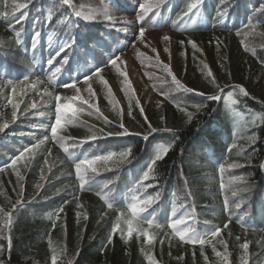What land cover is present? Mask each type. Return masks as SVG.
Listing matches in <instances>:
<instances>
[{"label": "trees", "instance_id": "trees-1", "mask_svg": "<svg viewBox=\"0 0 264 264\" xmlns=\"http://www.w3.org/2000/svg\"><path fill=\"white\" fill-rule=\"evenodd\" d=\"M99 2L72 0L64 5L63 0H0V41L3 42L0 43V82L5 78L21 81L29 77L24 93L18 88L13 97L19 104L15 122L11 119L13 109L7 103L10 90L5 88V94H0V123L9 124L0 132V168H4L0 172V208L12 212L10 228L0 232V264H51L52 248L60 254L57 264H67L68 260L72 264H148L146 254H151L157 264H220L213 245L223 252L225 243L230 264H241L244 250L240 245L245 242L249 245L248 264H264V0H202L199 11L183 21L180 17L195 0L167 1L159 10L161 22H173L183 35H194L209 43L205 46V57L189 43L179 42L174 46L180 47L175 76L181 84L196 91L182 90L181 98L155 106L153 100L136 89L134 94L140 103L134 102L131 115L122 90L123 77L113 67L102 69L103 62L109 59L104 49L103 41L108 40L104 28L74 15L76 10ZM17 3H26L27 8L16 10ZM35 33H39L36 39ZM65 43L71 47L60 51ZM245 45L255 49L256 54L246 51ZM181 55H185L184 59ZM199 58L202 63L198 62ZM162 61L168 63L169 58ZM203 65L213 73L215 84L202 73ZM56 67H61V73L49 83L48 77ZM97 68L102 69L100 76L93 75L89 83L95 84V102L111 123L106 125L95 115L82 113L81 123L67 127L61 134L86 139L103 129L100 139L75 149L72 140H66L63 145L51 140L49 125L54 122L55 101L44 89L72 96L74 91L62 86L60 75L69 73L71 81L78 80L80 87L85 85L83 77ZM98 79L107 81L118 101L121 118L112 110L105 98L104 85ZM32 83L35 88L31 87ZM234 86L243 87L249 95L240 94L238 89L233 92ZM200 92L205 95H199ZM229 93L237 101L235 105L231 104ZM213 94L222 98L209 99ZM33 103L35 108L31 107ZM196 105L202 106L199 111ZM180 108L193 114L190 122ZM40 112L45 113L44 117L39 116ZM161 116L165 117L164 121ZM253 120L255 124L251 123ZM120 122L129 134L108 136V132L120 130ZM149 124L160 129L168 127L174 132L159 131L144 140ZM44 135L49 140L27 166L25 161H18L15 170L4 167L20 150ZM164 146L169 151L157 161L151 178L141 182L154 151ZM64 147L75 152L77 162L84 157L119 154L129 149L131 154L123 162H109L101 167L94 181L81 190L74 161L69 159ZM232 163L240 166L230 169L228 165ZM221 166L225 169L223 173L219 171ZM234 176L243 177V182L232 181ZM102 192L113 208H107ZM132 196L154 198L143 213L161 225L150 230L154 235L151 246L135 233L131 238L126 232L112 233L116 216L121 211L127 212ZM18 200L21 203L17 204ZM182 216L189 218V226L199 234L205 235L218 227L221 236H206L210 242L203 249L198 244L181 242L168 225ZM121 228L126 226L122 223ZM110 234L111 243H108ZM7 236L11 237L10 242Z\"/></svg>", "mask_w": 264, "mask_h": 264}, {"label": "snow or ice", "instance_id": "snow-or-ice-1", "mask_svg": "<svg viewBox=\"0 0 264 264\" xmlns=\"http://www.w3.org/2000/svg\"><path fill=\"white\" fill-rule=\"evenodd\" d=\"M72 3V0H63L64 5H69ZM165 3V0H145V2H142L139 4V19L136 21L140 24V27L138 29V34L133 33V48L135 50V43H144L146 41V31L149 27H157V18L159 17V9L162 4ZM202 4V0H195V2L189 3L187 6L186 11L183 13V15L180 17V20L183 21L185 18L191 19L196 12L199 11V7ZM14 8L16 10L19 9H26L27 4L26 3H17L15 4ZM195 10V11H194ZM149 13H153L152 19L150 23L145 26L144 20L148 16ZM22 14V13H21ZM5 16H8V13L4 14ZM74 15L76 17H83L85 20H92L95 19L97 16L102 15L103 18L109 22L113 21V16L110 14L109 10L107 8L103 9L102 11H97L95 9L89 10L87 13H85L83 10H76ZM15 18V17H14ZM126 24H131L132 22L128 21L125 22ZM124 32H128V28H124ZM239 34V33H238ZM19 35L20 33H16L17 37V43H19ZM39 37V33L34 34V39ZM164 41H169L170 37L168 35L163 36ZM189 44H191L193 49H196V43L195 41H187ZM0 43H3L0 41ZM181 44H184L185 41H180ZM242 44H244V41H241ZM219 46V42L217 44ZM66 47H71L70 43H65L61 46L60 51H64ZM246 51H251L253 55L256 54V50L253 48H249L247 45H245ZM153 52H155V49H152ZM167 51V49H165ZM121 52L120 49H117L115 52H112L109 54V59L107 61L108 65H111L112 67H117V62L120 61L121 63H125L122 61L121 55L119 54ZM59 53H57L58 55ZM139 56H143V53H138ZM33 62H35V58L33 57ZM48 63L51 65L53 63V60L50 58L48 60ZM107 66V65H106ZM156 66L159 67L163 72L167 73L168 76L171 77V82L175 86V89L177 90H183L186 92H195L196 90L193 88L186 87L185 85L181 84L180 81L176 78V76L172 73L171 68L168 64H164L162 61L159 60V57H156ZM208 66L203 65L202 66V73L205 74L207 77L211 78V82L213 84L216 83L215 77L213 73L210 70H207ZM61 67H56L55 71L51 73V75L48 77V82L53 83L57 77V74L61 73ZM102 72L101 68H97L95 72L91 75H85L83 77V83L87 86L85 88V91L87 92V98L80 95V88L77 87L78 80H72L69 83H64L62 86L65 88H71L74 91V95L72 96H61L60 94H53L48 92V89L45 88L44 92L46 95L52 97L55 101L54 105V122L50 123V133H51V140L60 143L61 145L64 144L66 140H72V147L79 148L83 144L87 143L88 141H96L101 138L103 135V129L97 130V133H94L93 135L87 137L86 139H75L71 136H64L61 133L63 131H66L67 127L75 125L77 123H81L80 116L85 111V108L83 105H87L88 109V115H95L97 119H101L104 124H110L111 121L108 120L106 116L103 115V113L100 111L99 107L97 106L95 102L96 93L94 89L92 88L89 81L92 80L93 75L99 77L100 73ZM120 75L123 77L122 81V90L125 94V97L128 100V114L131 115V109L135 105H139L140 101L135 97L134 91L132 89V86L128 80V76L126 72H120ZM29 80L28 76H25L23 80L21 81H14L10 78H5L3 82H0V94H5V88L10 90L11 95L7 96V103L11 105L13 111L11 112V119L13 122L17 119V111L19 104L13 101V97L17 95V91L19 88V91L21 94L24 93V87L26 85V82ZM166 82V81H165ZM101 83L104 85L105 88V98L108 100L109 104L112 107V110L116 112L117 118H121L122 113L121 109L118 106V101L114 98L111 88L108 86L107 81L101 79ZM35 83L31 84V87L35 88ZM217 88H219V85H216ZM238 89V92L244 96H248L249 93L241 86H234L233 92H235ZM223 91V89H221ZM199 95L203 96L204 93L200 92ZM163 95L167 98L169 96L168 92L163 93ZM232 93L228 94V98L231 101L232 105H235L237 101L235 99H232ZM222 97L220 95L213 94L209 97V99L216 101L220 100ZM32 108H35V103L32 104ZM179 107V106H178ZM197 111L202 107L201 105L195 106ZM180 111L184 112L188 118V121L190 122L193 118V114L191 112H188L185 108H180ZM141 112H143V108L140 109ZM45 113L40 112L39 116L44 117ZM161 121L165 120V117H160ZM252 124H255V121H251ZM9 127V124L7 122L0 123V132H4L5 129ZM43 127V125H41ZM119 129L116 132H108V136L116 135V136H124L129 134L128 129L125 127V125L120 122ZM163 131L167 133H173L174 130L168 127H164L162 129L152 127L150 124L148 125V134L143 135L144 140H148L149 136L152 134H155L156 132ZM136 135H140V133H136ZM254 142V137L251 138ZM49 140L48 135H44L43 138H37L36 142L28 147L23 148L19 151V153L14 157L10 159V164H6L4 167H11L15 170V166L17 165L18 161H25V166H27V163L31 161L37 154V151L40 150L41 146L44 145ZM64 152L68 154L69 159H72L74 161V167H75V173L76 177L80 181V188L83 190L86 185H89L91 182L94 181L95 175L99 174V170L101 167H106L109 162L113 163H119L123 162L128 158V156L131 154L130 149L127 151H122L119 154L115 152H109L107 154L102 155H95L92 158L84 157L82 159H79L78 162L75 161V152H69L68 147L63 148ZM50 151V150H49ZM169 151V148L167 146L161 147L158 150L154 151V157L150 159L149 165L147 167V170L144 171L141 182L149 180L151 178V173L154 170V166L157 163V161H160L164 158V156ZM239 154V153H238ZM47 162V161H45ZM239 164L232 163L229 164L228 167L236 168L239 167ZM4 168H0V172H2ZM220 173H223L225 171L224 167L219 168ZM89 173L93 174L92 176H89ZM17 176L19 177V173H17ZM43 178V177H42ZM244 178L240 176H234L232 177V181L235 182H243ZM37 187H40V185H37ZM107 187V185H105ZM221 187L223 188L224 185L221 184ZM22 192V190H21ZM233 195H237L236 191H233ZM101 198L105 200L107 208L111 209L114 207L113 203L108 199L107 195L105 193H101ZM154 202L153 197H148L146 199H140L138 196H132L130 202L127 203V212L121 211L116 216L115 223L112 227V233L114 234L117 231H120L122 235L125 234L128 238H131L133 234L135 233L138 237L143 236L145 238V243L148 245H153L154 243V235L150 231L153 227L160 228L161 225L156 223L153 219H149L147 217L143 216V213L147 211V209L152 205ZM17 204L21 203V201H17ZM225 209H228V201L225 199ZM239 207V204L237 205ZM16 204L12 205V209L15 210ZM62 212L63 209H60ZM173 216H175V212H173ZM0 219H2V224H0V232H2L6 228H10L12 224V212L11 211H5L3 208H0ZM188 217L182 216L180 218H174L169 223L168 227L172 230L173 235L179 238V240L185 244H191V245H200L201 249H203V246L206 243H209L210 240L206 239L207 237L211 238H218L221 236V229L215 228V230L206 233L205 235L199 234L195 229H193L188 224ZM124 224L126 228H121V224ZM147 224V227H144V224ZM225 228L228 227L227 224L224 225ZM6 239L11 240L10 236H7ZM239 240V237H237ZM127 242V240L125 241ZM108 243H111V234L108 238ZM51 245V241H50ZM240 247L244 250L243 254L240 257L241 264H248V243L245 242ZM52 255H51V264H57V261L60 257V254L57 253V250L55 248L51 249ZM62 251V250H61ZM213 251L217 257L220 258V264H230L229 260V253H228V247L227 244H224V251L220 252L217 251L215 246L213 245ZM203 255V252L201 253ZM146 259L148 261V264H157V262L153 259L151 254H146ZM207 259V257H205ZM67 264H72L71 260L67 261Z\"/></svg>", "mask_w": 264, "mask_h": 264}, {"label": "rangeland", "instance_id": "rangeland-1", "mask_svg": "<svg viewBox=\"0 0 264 264\" xmlns=\"http://www.w3.org/2000/svg\"><path fill=\"white\" fill-rule=\"evenodd\" d=\"M145 2V0H114V2H104L97 7H86L83 9L85 13L89 10L95 9L97 11H102L107 8L110 14L113 16V21L109 22L100 17L104 22L108 24L109 28L115 29L116 36L119 40V46L121 52L122 61L125 63L117 62V68L119 72H126L128 80L132 86L133 91L140 89L144 94L145 98H150L154 103L159 106L165 103L169 98L176 93L177 89L171 82V77L165 72H161L160 68L156 66V57L158 53L162 59L169 58L168 65L171 68L172 73L177 65V59L180 58V47L174 48L176 44L180 41H186L190 38L182 37L177 32L172 29H159L157 27H149L146 31V41L144 43H135V50L133 48V33L138 34V29L140 24L137 23L139 19V4ZM92 8V9H89ZM132 22L131 24H126L125 22ZM148 16L144 20L145 26L150 23ZM128 28V32H124V28ZM168 35L170 37L169 41H164L163 36ZM196 43L195 51L199 52L202 57H205V51L208 41L197 37L194 40ZM186 44V43H184ZM152 49L156 51L153 52ZM167 49V51H165ZM138 53H143V56H139ZM156 56L153 58V56ZM185 55H181L184 59ZM180 63V61H178ZM166 81V82H165ZM95 91V90H94ZM168 92L169 96L166 98L163 93ZM80 95L87 98V92L80 91ZM86 113H88L87 105H83Z\"/></svg>", "mask_w": 264, "mask_h": 264}]
</instances>
